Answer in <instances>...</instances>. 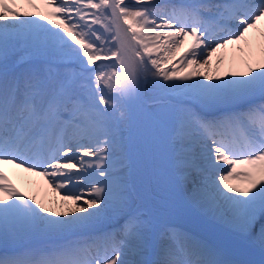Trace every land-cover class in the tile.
I'll use <instances>...</instances> for the list:
<instances>
[{"label":"snow or ice","instance_id":"6c2138e0","mask_svg":"<svg viewBox=\"0 0 264 264\" xmlns=\"http://www.w3.org/2000/svg\"><path fill=\"white\" fill-rule=\"evenodd\" d=\"M0 264H264V0H0Z\"/></svg>","mask_w":264,"mask_h":264},{"label":"bare ground","instance_id":"6f19581e","mask_svg":"<svg viewBox=\"0 0 264 264\" xmlns=\"http://www.w3.org/2000/svg\"><path fill=\"white\" fill-rule=\"evenodd\" d=\"M126 2L131 3V0H126ZM224 55L226 57L223 65L225 69L231 64H234L238 69L244 67L240 60L243 54L236 47L230 46L225 50ZM213 68H215V58H213ZM214 74L222 75V72ZM124 128V135L126 139L129 140L134 150H136L139 145L137 134H142V129L143 133L148 137V131L146 130L147 132H144V124L140 122L139 118H133ZM4 168L8 172L11 181L20 188L21 191L27 192L29 195H38V198L43 200L46 204L55 197L56 194L47 187L43 178L35 176L32 173L24 172L22 169H16L11 165H5Z\"/></svg>","mask_w":264,"mask_h":264},{"label":"rangeland","instance_id":"374dc122","mask_svg":"<svg viewBox=\"0 0 264 264\" xmlns=\"http://www.w3.org/2000/svg\"><path fill=\"white\" fill-rule=\"evenodd\" d=\"M144 132H147L145 125H144ZM137 137H138V143H139L138 146H143L144 145V141L147 138V136L143 133V129H142V134L141 133L140 134H137Z\"/></svg>","mask_w":264,"mask_h":264}]
</instances>
